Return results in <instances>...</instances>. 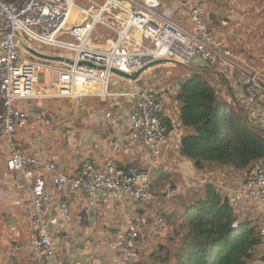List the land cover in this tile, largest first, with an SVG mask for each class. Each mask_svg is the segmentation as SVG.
<instances>
[{"label": "built area", "instance_id": "obj_1", "mask_svg": "<svg viewBox=\"0 0 264 264\" xmlns=\"http://www.w3.org/2000/svg\"><path fill=\"white\" fill-rule=\"evenodd\" d=\"M31 40L67 51L47 53ZM160 63L215 68L226 83L222 94L244 105L252 122L264 127V72L215 33L206 0H86V5L76 0H0V154L6 170L27 189L23 209L34 231L31 250L37 257L66 264L59 255L69 250L58 247L54 236L72 221V197L85 198L93 209L99 197L134 203L136 212L125 214V228L115 235L116 264H138L140 251L149 245L146 235L164 233V215L147 205L155 201L150 170H167L162 162L171 131L167 121L172 120L167 89L145 86L140 75L132 79L118 74L146 72ZM111 76L122 80L120 88H110ZM37 84L48 90L37 91ZM42 96L76 105L94 98L110 104L119 98L128 101L125 140L147 149L153 159L139 166L111 156L100 162L84 158L79 172L68 174L50 158L24 152L17 133L33 119L21 104ZM113 116L110 110H97L90 122L98 126ZM208 182L233 207L238 198L256 203L264 242V159L255 161L238 185L208 180L187 187Z\"/></svg>", "mask_w": 264, "mask_h": 264}, {"label": "rangeland", "instance_id": "obj_2", "mask_svg": "<svg viewBox=\"0 0 264 264\" xmlns=\"http://www.w3.org/2000/svg\"><path fill=\"white\" fill-rule=\"evenodd\" d=\"M97 1L102 3L104 0ZM76 2L86 5V0H76ZM206 4L207 8L214 14L215 33L233 50L243 53L247 59H254V66L264 72V62H261V59H264V0H206ZM218 7H223L224 13L223 15L221 13L222 17L218 18L217 21ZM101 40V37H99L96 42ZM31 44L51 54L67 51V49L60 47L37 43L34 40H31ZM257 61H259V65L256 63ZM191 67L199 66L160 63L158 66L142 72L138 81L154 90H158L156 87L159 86L166 87V99L169 110L173 109L172 113H176L179 110V106L172 98L174 94L173 88L188 78ZM208 69L214 75V78L210 80L211 84H216L221 91V87H223V83L219 79L221 76L214 71L215 68L209 67ZM212 69L214 70L212 71ZM38 82L40 81L38 80ZM51 82L54 83L53 79ZM121 82L122 80L118 77L111 76L109 86L111 89H118ZM35 89L37 91H40V89L47 91L48 86H38L37 84ZM123 102L122 104L128 109L130 103L125 100ZM27 103L28 101H26ZM104 103L98 98L86 100L81 105L68 101L63 106L64 111H61L60 108H55L56 105L54 103H39L38 105L41 107L46 106L47 109L44 111L42 109L40 113L35 114L34 123L18 131L17 143H19V147L24 152H39L36 154L38 156H44L41 152H44L46 148L52 149V146L55 150L66 153L65 156L63 154L61 157L71 155L77 160L84 159L89 150L93 148L95 141L100 140L105 142L106 145L110 143V136L112 135L110 127L103 123L95 126V124L92 125L90 122V113L94 111L110 110L114 113L118 112L117 106L111 105L110 101L107 100ZM32 107L37 106L34 104ZM28 113L30 115L33 114L31 110ZM260 124L262 125V122ZM174 149L162 159L163 165L167 167L166 171H162L159 167L150 170L155 201L151 204L149 203L148 207L153 208L157 212L162 213L159 208H165L168 211L180 210L182 199L189 197L192 191L195 190L193 187H187L188 183L193 181L205 182L213 180L237 185L245 177L244 172L228 168L195 171L190 162L179 159L177 154L174 153ZM144 155L146 161L153 159L147 149H145ZM5 162V156L0 154V264H29L28 259L31 255L35 256V254L31 250L34 231L30 225L29 217L23 209L27 199V189L17 179L15 174L6 175L7 173H4L6 172ZM166 185L169 186L168 195L163 192L166 189ZM235 207L241 218L246 215L259 222L260 217L255 202L238 198V204ZM170 229L172 228L166 222V228L162 235H146L149 245L144 251L146 253L144 257H147L145 264H160L158 259H149L148 256L158 245L167 246L170 243L168 234ZM54 241L58 247H64L56 235L54 236ZM68 246L70 254L67 257H63L65 256V251H62L60 253L62 261H65L66 264H78V256L74 251L76 245L73 243ZM110 251L111 254H114L112 248ZM17 257H20V259L18 258L17 260ZM23 258L25 259L23 260ZM40 258L45 261V264H53L47 257Z\"/></svg>", "mask_w": 264, "mask_h": 264}, {"label": "trees", "instance_id": "obj_3", "mask_svg": "<svg viewBox=\"0 0 264 264\" xmlns=\"http://www.w3.org/2000/svg\"><path fill=\"white\" fill-rule=\"evenodd\" d=\"M216 15L218 21L222 15ZM213 78L207 67H191L188 78L172 95L179 106L180 125L191 129L181 136L178 153L195 171L228 168L246 176L255 161L264 159V127L252 122L244 105L227 100L211 84ZM1 106L0 98V110ZM167 125L170 130L169 121ZM193 189L182 199L180 210L159 208L172 228L170 243L158 245L149 259H158L160 264H264L259 222L246 215L241 218L228 196L211 182ZM144 251H140L139 264L147 262Z\"/></svg>", "mask_w": 264, "mask_h": 264}, {"label": "crops", "instance_id": "obj_4", "mask_svg": "<svg viewBox=\"0 0 264 264\" xmlns=\"http://www.w3.org/2000/svg\"><path fill=\"white\" fill-rule=\"evenodd\" d=\"M217 10L220 14L222 13L223 15L224 13L223 7H218ZM248 59L254 65L253 63L255 62L254 59L252 58H248ZM261 62L263 63L264 59H261ZM256 63L259 65V61H257ZM213 70L214 69H212V71ZM214 71L217 72L218 75L223 77L219 71H217L216 69ZM222 79L224 80V77ZM178 86L173 88L174 93L177 91ZM156 88L167 89L166 87H160V86ZM40 91L43 92L41 89ZM123 101L124 100L120 98L111 101V105L117 106L118 112L114 113L113 111H111L112 114L114 115L113 118L110 119V121L102 120V122L100 123V124L103 123L105 125H108L107 127H110V129L112 130V135L110 136L109 145H106L105 142H101L100 140L95 141V143L92 146L93 148L89 150L88 154L86 155L87 157L85 156V158L89 157L90 159L96 162H100L105 156H111L123 163H133L139 166L145 164V155H144L145 148L142 147L141 145H135L137 143H133L125 140L127 107H125L122 104L124 103ZM67 102L68 101H64L60 99L39 98L37 101H28L27 104L26 102L22 103L21 106L25 110H27V112L30 110L33 112L32 115L30 114L29 115L33 119L32 123H34V119L36 116L35 114L40 113L42 109L43 111L47 109L46 106L41 107L40 105H38L39 103L42 104L54 103V105H56L55 108H60L61 111H64L63 106H65ZM34 104L37 107H32ZM122 108L123 111L120 112L119 109ZM172 111L173 109L170 110V115L172 117L171 131L169 134L168 143L163 147L164 156L171 153L172 149L175 148L174 153L177 154L179 159L182 161L187 160L179 155L178 145L181 136L186 132H190L191 129L180 125L179 110L176 111V113L173 112L174 114L172 113ZM98 112H101V110L100 111L98 110ZM91 124L93 125V123ZM51 148L52 149L46 148L44 152L41 153L44 154L45 157H48L51 160H53L57 164V166L64 172L68 174H77L79 172L81 161L83 159L77 160L76 158H73V156L71 155H68L67 157H61V155L63 154L65 156L66 153L55 150L52 146ZM34 151H38V150H34ZM37 153L39 152H33L32 154H37ZM187 161L190 162L189 160ZM4 173H7L6 175L12 174L7 170ZM52 198L54 199V202L52 204L55 207L57 198L54 196ZM68 202L72 208L73 218L71 222L62 225L60 227V231L56 233V236L59 239V241L66 248L69 247L68 246L69 244L74 243L76 245L74 247V251L78 256L77 257L78 264H116L115 254H111L110 249L111 248L113 249L116 233L120 229L125 228V219H124L125 214L130 212L132 213L136 212V210H134L133 207L134 203L131 201H112L105 199L103 197H99L98 206L93 209L88 207L86 199L82 197L69 198ZM69 254L63 257H67L69 256ZM60 255H59V259L61 258ZM18 258L20 259V257H17V260ZM25 258H23V260ZM60 260L62 261V258ZM28 262L29 264H45V261L42 260L40 257H37L36 255L35 256L31 255L30 258L28 259Z\"/></svg>", "mask_w": 264, "mask_h": 264}, {"label": "water", "instance_id": "obj_5", "mask_svg": "<svg viewBox=\"0 0 264 264\" xmlns=\"http://www.w3.org/2000/svg\"><path fill=\"white\" fill-rule=\"evenodd\" d=\"M39 56L44 57L45 55H41V54H40ZM50 58H52V57H50ZM156 62H158V61H155L154 63H156ZM154 63H153V64H154ZM141 71H142V70H139V71H137V72H136L135 74H133V75H129V74L124 73V72H121V71H119L118 74H119L120 76H124V77H127V78L137 79L138 76L140 75Z\"/></svg>", "mask_w": 264, "mask_h": 264}, {"label": "bare ground", "instance_id": "obj_6", "mask_svg": "<svg viewBox=\"0 0 264 264\" xmlns=\"http://www.w3.org/2000/svg\"><path fill=\"white\" fill-rule=\"evenodd\" d=\"M43 98L45 97V96H42ZM51 97H54V96H51Z\"/></svg>", "mask_w": 264, "mask_h": 264}]
</instances>
